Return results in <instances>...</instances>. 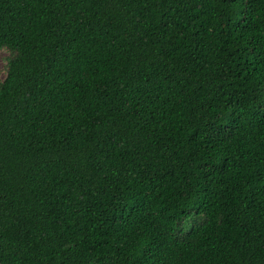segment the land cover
I'll return each instance as SVG.
<instances>
[{
    "label": "trees",
    "instance_id": "trees-1",
    "mask_svg": "<svg viewBox=\"0 0 264 264\" xmlns=\"http://www.w3.org/2000/svg\"><path fill=\"white\" fill-rule=\"evenodd\" d=\"M0 264H264V0H0Z\"/></svg>",
    "mask_w": 264,
    "mask_h": 264
},
{
    "label": "rangeland",
    "instance_id": "rangeland-1",
    "mask_svg": "<svg viewBox=\"0 0 264 264\" xmlns=\"http://www.w3.org/2000/svg\"><path fill=\"white\" fill-rule=\"evenodd\" d=\"M3 58H4V54L1 53L0 54V81L4 78V75H5L4 70H3V66H4Z\"/></svg>",
    "mask_w": 264,
    "mask_h": 264
}]
</instances>
